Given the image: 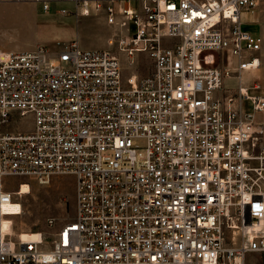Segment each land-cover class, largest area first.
I'll return each instance as SVG.
<instances>
[{
  "label": "built area",
  "instance_id": "2783aa9c",
  "mask_svg": "<svg viewBox=\"0 0 264 264\" xmlns=\"http://www.w3.org/2000/svg\"><path fill=\"white\" fill-rule=\"evenodd\" d=\"M69 1L61 13L111 28L107 46L0 51V264H246L264 253V94L244 75L263 40L242 21L259 0ZM59 174L73 178L71 219L35 239L13 234L21 182L7 178Z\"/></svg>",
  "mask_w": 264,
  "mask_h": 264
},
{
  "label": "rangeland",
  "instance_id": "374dc122",
  "mask_svg": "<svg viewBox=\"0 0 264 264\" xmlns=\"http://www.w3.org/2000/svg\"><path fill=\"white\" fill-rule=\"evenodd\" d=\"M38 18L43 22L39 31L32 27L14 25H0V47L10 48L13 44L23 43L25 40L32 41L36 34L44 35L49 39L48 43L42 44L53 52L57 49L55 41L67 42L77 39L81 47H105L106 39L110 35L111 28L101 17L94 15H66L61 13V9H72L73 3L69 0H51L48 12H43L42 2L35 1ZM129 5L134 10L139 6V0H129ZM43 12V13H42ZM242 16L243 29L251 33L261 35L263 43L260 52L261 65L251 71L244 73L247 82L259 83L260 88L256 91L264 94V0H259L257 6L246 15ZM2 28V29H1ZM11 45V46H9ZM124 73H129L127 61L123 56ZM230 56L226 63L231 61ZM137 66L136 73L146 74L150 69V60L146 53H138L134 56ZM263 114L259 113L258 117ZM19 128H28L29 124L22 119L17 122ZM260 143L264 144V132L260 138ZM27 180H31L28 182ZM9 188L15 189L18 182H28L30 191L17 196V201L21 203V213L12 218V232L18 234L20 231H53L58 225L71 219L73 214V178L70 174H59L47 185H40L33 178L9 177L7 178ZM49 220H53L49 226ZM9 225L8 219L3 221V227ZM246 264H264V254H250L246 258Z\"/></svg>",
  "mask_w": 264,
  "mask_h": 264
},
{
  "label": "crops",
  "instance_id": "0c3cea01",
  "mask_svg": "<svg viewBox=\"0 0 264 264\" xmlns=\"http://www.w3.org/2000/svg\"><path fill=\"white\" fill-rule=\"evenodd\" d=\"M38 0H0V25H14V22L19 23L18 26L32 27L36 32L44 25L43 22L38 18L36 12V2ZM47 3L51 0H45ZM51 3L48 4L46 9L42 6L43 12H48ZM42 12V13H43ZM249 12H244L242 16ZM249 18L247 17V20ZM2 29V28H1ZM77 40V39H76ZM51 42L44 35H38L34 37L32 41L25 40L20 44H13L10 48L0 47V51H25L35 48L36 46ZM78 44L80 42L77 40ZM55 44V43H54ZM11 46V45H9ZM81 46V45H80ZM49 49V47H47ZM50 50V49H49Z\"/></svg>",
  "mask_w": 264,
  "mask_h": 264
},
{
  "label": "bare ground",
  "instance_id": "6f19581e",
  "mask_svg": "<svg viewBox=\"0 0 264 264\" xmlns=\"http://www.w3.org/2000/svg\"><path fill=\"white\" fill-rule=\"evenodd\" d=\"M20 193L21 194H25V193H28L30 191V186L27 182H21L20 183ZM11 208L17 210L18 209V205H14V206H11ZM16 213H18L19 211H15ZM20 213H21V210H20ZM5 219H8V218H3L2 221H1V224H0V227H2L4 230L5 229H8L9 228V225L7 228H4L2 225H3V221ZM21 239L23 240H29V239H35L38 237V232L37 231H25V230H22L20 231L18 234H17Z\"/></svg>",
  "mask_w": 264,
  "mask_h": 264
},
{
  "label": "trees",
  "instance_id": "16d2710c",
  "mask_svg": "<svg viewBox=\"0 0 264 264\" xmlns=\"http://www.w3.org/2000/svg\"><path fill=\"white\" fill-rule=\"evenodd\" d=\"M262 254H264V253H262Z\"/></svg>",
  "mask_w": 264,
  "mask_h": 264
}]
</instances>
